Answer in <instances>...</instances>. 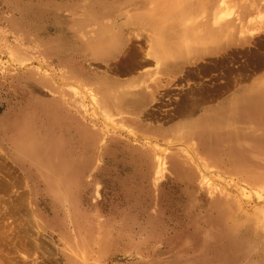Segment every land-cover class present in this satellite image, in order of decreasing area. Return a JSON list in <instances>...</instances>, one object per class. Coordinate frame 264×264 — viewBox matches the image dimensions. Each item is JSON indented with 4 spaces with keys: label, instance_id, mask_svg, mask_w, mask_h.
Masks as SVG:
<instances>
[{
    "label": "rangeland",
    "instance_id": "1",
    "mask_svg": "<svg viewBox=\"0 0 264 264\" xmlns=\"http://www.w3.org/2000/svg\"><path fill=\"white\" fill-rule=\"evenodd\" d=\"M156 1L0 0V264H264V177L172 171L103 108V34ZM186 5L264 56V0Z\"/></svg>",
    "mask_w": 264,
    "mask_h": 264
},
{
    "label": "crops",
    "instance_id": "2",
    "mask_svg": "<svg viewBox=\"0 0 264 264\" xmlns=\"http://www.w3.org/2000/svg\"><path fill=\"white\" fill-rule=\"evenodd\" d=\"M193 14L186 0H157L104 32L103 63L115 74L103 76V99H120L103 108L165 133L172 171L191 160L221 178L264 177V56L251 38Z\"/></svg>",
    "mask_w": 264,
    "mask_h": 264
},
{
    "label": "bare ground",
    "instance_id": "3",
    "mask_svg": "<svg viewBox=\"0 0 264 264\" xmlns=\"http://www.w3.org/2000/svg\"><path fill=\"white\" fill-rule=\"evenodd\" d=\"M150 26H155L156 24L155 23H152V22H150V23H148ZM152 24V25H151ZM253 36V35H252ZM208 39L210 38V37H207ZM100 53V52H99ZM104 53L105 52H102V53H100L99 55H102V56H104ZM157 63V62H156Z\"/></svg>",
    "mask_w": 264,
    "mask_h": 264
}]
</instances>
